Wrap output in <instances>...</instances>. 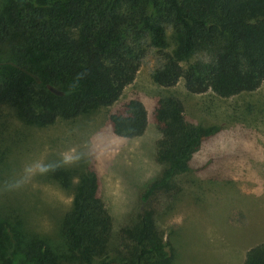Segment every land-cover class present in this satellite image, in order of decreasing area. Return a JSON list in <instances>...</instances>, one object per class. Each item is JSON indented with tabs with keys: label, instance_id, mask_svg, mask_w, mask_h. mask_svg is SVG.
I'll return each instance as SVG.
<instances>
[{
	"label": "trees",
	"instance_id": "trees-1",
	"mask_svg": "<svg viewBox=\"0 0 264 264\" xmlns=\"http://www.w3.org/2000/svg\"><path fill=\"white\" fill-rule=\"evenodd\" d=\"M168 29L176 39L173 50ZM151 53L156 64L150 77L158 86L181 79L190 93L253 91L264 82V0H9L0 14V105L20 123L37 126L112 106ZM151 116L160 134L153 154L160 169L116 229L89 165L74 183L70 171L49 169L52 180L71 189L62 237L84 264H167L163 227L149 202L188 169L192 153L217 127L187 121L172 95L157 97ZM146 123L138 98L117 103L106 115L111 133L122 138L141 135ZM0 244L12 247L7 225L0 227ZM100 256L103 261L93 262ZM24 257L48 264L50 248L29 242ZM1 264L15 263L6 254ZM242 264H264V241L244 252Z\"/></svg>",
	"mask_w": 264,
	"mask_h": 264
},
{
	"label": "rangeland",
	"instance_id": "rangeland-1",
	"mask_svg": "<svg viewBox=\"0 0 264 264\" xmlns=\"http://www.w3.org/2000/svg\"><path fill=\"white\" fill-rule=\"evenodd\" d=\"M8 3L0 0V14ZM167 42L173 50L176 39L170 29ZM155 64L156 55L147 54L114 105L88 109L71 120L25 125L0 105V227L8 226L13 242L9 251L0 244V264L6 254L15 264H30L24 248L32 241L50 248L48 264H84L62 237L71 189L52 180L49 170L41 174L40 168L68 170L74 183L89 165L116 229L136 208L138 192L160 169L153 160L160 134L151 110L157 97L168 95L181 100L187 121L217 129L201 140L188 169L174 174L169 188L149 202L163 227L167 264H242L244 250L264 241V82L229 97L210 90L190 93L181 79L171 87L153 82ZM130 98L144 106L145 129L132 138L115 136L106 115ZM66 155L75 162L66 164ZM110 252L108 247V256Z\"/></svg>",
	"mask_w": 264,
	"mask_h": 264
},
{
	"label": "clouds",
	"instance_id": "clouds-1",
	"mask_svg": "<svg viewBox=\"0 0 264 264\" xmlns=\"http://www.w3.org/2000/svg\"><path fill=\"white\" fill-rule=\"evenodd\" d=\"M66 164H72V163H74L75 162V159L73 158V157H71V156H65V161H64ZM48 168L46 167V166H42L41 168H40V172H41V174H46L47 172H48Z\"/></svg>",
	"mask_w": 264,
	"mask_h": 264
},
{
	"label": "crops",
	"instance_id": "crops-1",
	"mask_svg": "<svg viewBox=\"0 0 264 264\" xmlns=\"http://www.w3.org/2000/svg\"><path fill=\"white\" fill-rule=\"evenodd\" d=\"M250 248V247H249ZM247 250V249H246ZM246 250H244V252L246 251Z\"/></svg>",
	"mask_w": 264,
	"mask_h": 264
}]
</instances>
